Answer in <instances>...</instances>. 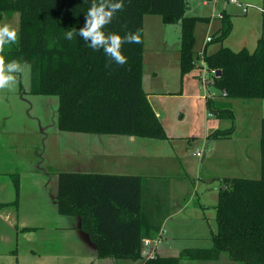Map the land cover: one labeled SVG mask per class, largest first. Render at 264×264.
<instances>
[{"label":"trees","instance_id":"1","mask_svg":"<svg viewBox=\"0 0 264 264\" xmlns=\"http://www.w3.org/2000/svg\"><path fill=\"white\" fill-rule=\"evenodd\" d=\"M106 32L136 33L140 43L122 47L127 63H112L103 50H93L78 34L91 0H0V17L19 14L18 43L7 48L8 60L30 65L29 92L58 97L56 123L63 131L122 134L163 139L165 131L142 88L143 16L158 14L165 24H179L181 74L194 68V28L207 17L185 15L186 0H123ZM221 25L210 41L222 43L232 29L230 14L222 11ZM207 70L220 69L206 81L216 94L206 95L207 111L231 126L209 132L206 140L226 138L234 132L232 101L264 99V15L262 34L255 48L234 51L220 46L203 52ZM260 175L258 178L219 177L212 245L183 249L178 256L143 257V238L154 239L159 223L141 212V179L109 173H58V211L80 218L98 257L141 259L143 264H179L180 259L216 260L226 253L241 264H264V117L260 119ZM17 180L15 188L17 190Z\"/></svg>","mask_w":264,"mask_h":264},{"label":"rangeland","instance_id":"2","mask_svg":"<svg viewBox=\"0 0 264 264\" xmlns=\"http://www.w3.org/2000/svg\"><path fill=\"white\" fill-rule=\"evenodd\" d=\"M193 1L197 0H187V14L197 15L199 14V12H196L198 10H192ZM239 1H242V5H246L247 10L243 12L242 6L236 7L235 5H230L229 9L230 13H232L231 19L233 22L232 31L222 43L216 41L208 42L205 53L212 52L220 44L234 51L241 47H246L249 50L254 49L257 38L262 34L263 13L261 8L264 9V3H261L259 0ZM220 2L222 4L224 1L220 0ZM197 8L201 9V6L198 5ZM14 15L10 19L4 18L0 20V23L7 22L18 27L19 14L14 13ZM207 24L205 21L196 23V30L198 32L196 36V49L198 53L196 59L199 64H202L203 69H199V72L196 69L192 70L190 79L194 82L197 80L196 75H200L199 79L207 76L211 82L213 79V74L205 71L206 65L203 61V52H201L200 45L206 33L209 36L216 33L215 30L217 27H220L221 20L217 16L214 17L208 32ZM214 28L216 29L214 30ZM143 38L144 88L148 89L150 87L148 81L151 78L152 69H156L159 71L157 77L159 75L158 78L163 79L165 87L170 91L175 90L179 86L181 79L177 66L179 65V25L165 24L158 14H146L143 16ZM155 52L159 53L162 57V60H157L159 62V65L156 66L157 68L149 61L150 54H154ZM175 72H178V74L175 75ZM201 84L202 86L198 82L196 89L201 96L217 93L214 85L209 84L207 89H205L203 80ZM29 86L30 73L27 82L21 78L11 90H0V172L8 173L11 171L12 173H20L25 177L24 174L28 173L40 172L42 174L44 169L49 171L58 170L59 172L80 170L106 172L107 169L112 168H108V165H112L114 159L108 162L103 157L92 155V152L99 151L106 146L102 142V139L114 138L112 135L63 131L58 129L56 123L58 97L55 95L33 96L29 93H24ZM153 87H157V85L154 84ZM18 88L20 92H18ZM26 98L29 104L25 101ZM165 101L166 106L164 107L169 112H173L172 118L175 122H181L177 116L174 117L177 102L180 105L185 103L188 105L190 102H196V100H189L188 98H168ZM232 104L234 111V131H236L235 139H232L233 141H230V143L228 141H219L218 144L221 145H218V148L223 151L225 146L222 144L228 143L231 145L230 148L235 152L237 158L245 150L246 152L256 153V157L246 169L245 165L230 164L231 161L229 159H204V157L206 158L205 153L202 156L203 158L196 155L198 147L199 149L202 148L201 137L204 135L199 119H195L194 123L189 125L184 124L181 126L182 124H180L177 130H173L174 133L175 131L179 133L191 131L192 136H196V139L190 146L186 145L192 166L199 167L200 164L198 178L194 176V179L189 177L184 179L188 196L190 195L189 193H192L189 198L190 210L187 212L191 213V216L192 212L199 213V208H196L197 206L194 207L198 202L208 205L207 209L204 210V214L207 216L209 224H206L204 228V230L208 231L206 235L193 236L191 234L196 232L197 229H199L198 232L203 230L197 227L193 221H188V226L185 227L186 235H182L180 238L171 241L172 246L178 250L173 251L175 254L167 255L178 256L185 248H206L212 245L211 236L216 230L214 206L217 202L219 177L231 175L236 177L258 178L260 175V119L264 117V99H236L232 101ZM216 124L219 129L229 128L231 126V120L218 119ZM207 129L206 133L211 131L213 127L207 126ZM138 140L145 142L142 148H140L141 150L143 149V152L151 153L155 151V156L157 157L152 154L150 157H144L142 160L128 158L129 162L132 164L135 162L137 167H141L144 164L148 165L147 163L150 162L151 165L145 168L144 171H147L149 175H154L166 183L169 180L173 181L171 178L179 171L181 165L180 158L172 153L173 147L167 145L165 141L158 139L139 138ZM120 149H135V152L139 150L134 144H130L128 147L122 145ZM12 157L17 160L13 161L10 159ZM238 162L246 164L242 159H239ZM90 163L97 166L89 167ZM87 164L88 166H86ZM211 164L216 166L218 176L217 179L212 181L213 183L210 184L208 189L204 190L205 180L211 178V173H209L210 170L208 169V165ZM138 171H141V169ZM194 173H196V170ZM28 181L26 178L23 179L25 184L24 191L27 197L35 198L33 201L34 205L31 208L26 207L25 210H21L20 212L18 210L17 213L27 214L33 219L32 223L35 226H33L34 230L30 234L32 238L27 241V239H23L7 225L0 222V229L2 230V234L0 235V264H85L91 258L93 259L95 254L92 244L88 240L80 241L74 232L69 231V227L74 225L72 218L75 217L58 213L54 200L50 196L51 189L46 190L40 182V185H36L35 187L33 185L29 186L27 184ZM194 185L195 191H193ZM210 229H212L211 233ZM98 260L99 263L97 264H103V262H106L104 260L114 261L112 258ZM179 264L241 263L231 260L226 253H222L216 260L180 259Z\"/></svg>","mask_w":264,"mask_h":264},{"label":"crops","instance_id":"3","mask_svg":"<svg viewBox=\"0 0 264 264\" xmlns=\"http://www.w3.org/2000/svg\"><path fill=\"white\" fill-rule=\"evenodd\" d=\"M198 1V2H197ZM193 1V9L192 10H198L196 12H199L196 16H203L207 17V32L209 28L211 27L212 21L214 20V17H218L220 19L221 12L224 11L230 16H232L230 13V5H235L238 7L236 2H239L242 4V1L239 0H223L224 2H220V0H197ZM261 3H264L263 0H259ZM187 3V0H186ZM198 5L201 6V9L197 8ZM188 5L186 7L185 15H191L187 14ZM229 9V11H228ZM263 9V8H261ZM11 16H15L13 14H4L0 18V20H3L4 18L10 19ZM263 19V16H262ZM232 21V19H231ZM200 22V21H199ZM178 24V23H176ZM16 25V24H15ZM179 25V24H178ZM180 28V27H179ZM232 28H233V22H232ZM216 28H214L215 30ZM219 27L215 31H217ZM232 31V29H231ZM197 30H196V24L194 28V35H195V42H194V50L197 53L196 49V36H197ZM230 34V33H229ZM207 36H209L207 33L205 34V37L200 45L201 52H204L206 50V46L208 42ZM260 37V36H259ZM258 37V38H259ZM257 38V39H258ZM257 43V41H256ZM256 46V45H255ZM246 48V47H241ZM240 48V49H241ZM255 48V47H254ZM238 49V50H240ZM247 49V48H246ZM216 48L213 50L215 51ZM249 50V49H248ZM212 51V52H213ZM237 51V50H236ZM252 51V50H249ZM198 54V53H197ZM158 59L162 60V57L159 53L155 52L154 54H150L149 61L150 63H153V66L157 68L156 66L159 65ZM179 64V59H178ZM179 68V77L180 82L179 86L176 87L178 90H168L167 87H165V84L163 79H159L158 70L152 69L151 78L148 81V84L150 87L144 88V81H143V75H144V52H143V71H142V88L144 92L146 93L147 99L155 112L156 116L158 117L164 131L166 134V137L163 139H158L161 141H165L167 145L170 147H173L172 153L180 158V169L179 171L174 175L173 181L169 180L167 183L163 180H160L156 176L149 175L147 171H144L145 168L149 167L151 165L150 162H148L141 167H137V164L134 162V164L130 163L128 158L130 159H139L142 160L144 157H150L152 154L154 156L156 155L155 151H152L151 153H145L143 152L142 145L145 144V142L138 140L139 138H147V137H138L134 135H122V134H110L114 138H108L107 140L102 139V142L106 144V146L103 147V149L99 151L92 152L93 156L97 157H103L108 162L112 159H114V163L112 165H108L110 168L107 169L106 172L101 171H73L76 173H109V174H116V175H135L139 176L141 179V212L143 217L146 220H149L151 222H158L159 223V229H158V235L154 239H148L143 238V246L141 248V254L143 257H148L149 254L152 253V256L154 254L162 255V256H171L167 254H175L173 251L178 250L176 247L172 246L171 241L174 239L180 238L182 235H186L185 227L188 226V221H193L195 225L199 228H202L203 231L198 232L199 229H197L196 232H193L191 235L193 236H202L207 234V230H204L206 224L208 223V218L204 214V210L207 209L208 205L201 204L198 202L195 204L194 207L199 208V213L192 212L188 213L187 211L190 210V203L189 198L192 193H189L185 187L184 179L186 178H192L195 177L198 178L199 167H193L192 161L189 158L188 150L186 148V145L190 146L192 142L196 139V136H192L191 131L187 132H173L174 129H178V125L184 124L189 125L194 123L195 119H199V123L202 124L203 133L201 137V146L202 152L199 157L201 158L204 153L206 154V158L204 159H212L213 158H224L225 160H230V164L234 165H245V169L248 167V165L251 164L252 160L256 157V153L249 152L245 150V152L237 158V155L234 151L230 148L231 145L230 141H233L232 139H235L236 131H234L233 134L230 136L220 139H212V140H206V136L209 132L215 129H219L216 122L218 121V118H215L212 116L206 109L205 106V99L206 94L200 95L197 89V83L199 82L202 86L201 82L202 79L200 78V75H196V82L192 81L190 77L192 76V70L196 69L199 72V69H203L202 64H199L197 61L195 62V66L193 69H191L189 72L185 74H181L180 71V65H177ZM176 68V69H178ZM175 69V70H176ZM178 74V72H175V75ZM191 75V76H190ZM207 77V76H206ZM201 81V82H200ZM154 84L157 85V87H153ZM161 85V86H160ZM199 85V84H198ZM18 86V85H17ZM160 86V87H159ZM205 89H207L206 84H204ZM21 90V89H20ZM18 92L19 88H18ZM24 93H29L30 95H36L29 92V87L26 89ZM168 98H175V99H182V98H188L189 100H196V102H190L188 105L181 104L179 102L176 103V110H175V116H177L178 120L181 122H175L172 118L173 112H169L166 110L164 106H166L165 99ZM249 100V99H248ZM27 104H29V101L27 98L25 99ZM198 101V102H197ZM192 104V107H191ZM38 117V116H35ZM185 120V121H184ZM221 120V119H220ZM211 124V125H209ZM207 126H212L213 129L206 133L208 130ZM85 133V132H82ZM109 135V134H107ZM148 139H157V138H148ZM198 139V138H197ZM219 141H228L227 144H222L225 146V149L221 151L218 148ZM126 142V143H125ZM130 144H134L137 149L135 152L134 150H123L120 149V147L123 145L129 146ZM199 149V147H198ZM172 156V155H171ZM157 157V156H155ZM203 158V157H202ZM13 161H16L17 159L12 157L10 158ZM242 159L245 161L246 164L239 163L238 160ZM259 159H260V152H259ZM211 160V161H212ZM6 162V161H5ZM88 166V164L86 165ZM97 165L90 163L89 167H96ZM260 167V164H259ZM141 169V171H138ZM208 169L210 170L209 173H211V178H208L205 180V189L207 190L210 184H212L214 179H217V168L213 164L208 165ZM196 170V173L194 171ZM44 172L42 174L40 172L37 173H28L24 174L25 177H23L20 173H12L9 171L8 173L0 172V222L4 223V225H7L11 230L17 233V235H20L23 239H27V241L32 238L31 232L34 230L35 225H33V219L29 217L27 214L23 213H17L21 210H25L26 207L31 208L34 205V199L31 197H27V194H25V184L23 182V179H27L29 186H36V185H43V187L46 188V190L51 189V198L54 200V203L56 205V209L58 211V204H57V194H58V173L59 171H49L44 169ZM145 172V173H143ZM152 172V171H151ZM230 174V173H228ZM4 175V176H2ZM195 176V177H194ZM228 176V175H226ZM231 176V175H229ZM15 180H17V190L15 188ZM175 180V181H174ZM40 182V184H39ZM26 184V185H27ZM51 185V187H50ZM195 185L193 186V191H195ZM35 194V192L33 191ZM46 193V191H45ZM145 196V197H144ZM199 204V205H198ZM34 210V208H32ZM59 213V211H58ZM61 214V213H60ZM71 216V215H69ZM75 218H72L74 220V225L72 227H69V231L74 232L80 241L82 240H88L92 246L94 247V254L95 257L90 259L89 262L85 264H97L99 263L98 259H111L112 257H98L97 252L95 249V246L90 238V235L82 230L80 228V218L76 215H72ZM192 219V220H191ZM212 232V229H210V233ZM2 234V230L0 229V235ZM190 234V233H189ZM1 238V236H0ZM9 238V237H8ZM148 239L149 243L145 244V240ZM114 259V261L111 260H104L106 262H103V264H143L141 259L133 260V259Z\"/></svg>","mask_w":264,"mask_h":264},{"label":"clouds","instance_id":"4","mask_svg":"<svg viewBox=\"0 0 264 264\" xmlns=\"http://www.w3.org/2000/svg\"><path fill=\"white\" fill-rule=\"evenodd\" d=\"M123 9V0H91L83 27L78 32L67 31L65 38L72 40L78 34L93 50H103L109 57L106 68H110L112 63L122 66L127 63V57L122 52L123 45L141 42L136 33L121 36L105 31L116 13ZM18 32L17 26L0 23V90H11L21 78L27 82L30 73V65L18 59L8 60L6 56L7 48L18 43Z\"/></svg>","mask_w":264,"mask_h":264},{"label":"built area","instance_id":"5","mask_svg":"<svg viewBox=\"0 0 264 264\" xmlns=\"http://www.w3.org/2000/svg\"><path fill=\"white\" fill-rule=\"evenodd\" d=\"M236 3H237L238 6H242V7H243V8H242V11H243V12H245V11L247 10L246 7H245L246 5H242V4H240L239 2H236ZM261 11H262V13H263V15H264V9H261ZM206 39H207V41H210L211 37H210V36H207ZM205 71H208L210 74L215 75V71H216V70H213V69H212V70H207V69L205 68ZM207 79H208V78H207L206 76H204V78H202V80L204 81V84H206ZM201 152H202V150H201V149H198L197 152H196V155H198V156L201 155ZM148 243H149V240L146 239V240H145V244H148ZM151 256H152V253L149 254L148 257H151Z\"/></svg>","mask_w":264,"mask_h":264},{"label":"water","instance_id":"6","mask_svg":"<svg viewBox=\"0 0 264 264\" xmlns=\"http://www.w3.org/2000/svg\"><path fill=\"white\" fill-rule=\"evenodd\" d=\"M220 74V69H217L216 71H215V75H219Z\"/></svg>","mask_w":264,"mask_h":264}]
</instances>
